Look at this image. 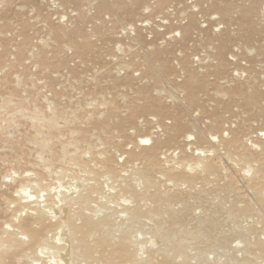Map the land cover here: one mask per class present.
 Masks as SVG:
<instances>
[{"label": "rangeland", "instance_id": "rangeland-1", "mask_svg": "<svg viewBox=\"0 0 264 264\" xmlns=\"http://www.w3.org/2000/svg\"><path fill=\"white\" fill-rule=\"evenodd\" d=\"M262 134L264 0H0V235L37 195L61 220L56 199L67 194L77 207L96 176L104 186L90 207L82 203L84 212L95 219L114 212L121 228L109 232L118 236L128 225L140 262L153 254L171 264L232 257L264 264L248 249L264 237L255 194L264 191V171L256 173L264 166ZM198 147L219 166L212 177L190 170ZM241 154L248 159L240 162ZM139 170L164 195L181 193L174 223L168 204L151 197L140 200L147 214L138 222L123 211L133 200L121 189L129 178L136 189L155 190ZM177 170L197 180H168L165 171ZM246 205L256 213L230 217V206ZM32 246L14 250L8 264L50 259L28 258Z\"/></svg>", "mask_w": 264, "mask_h": 264}, {"label": "bare ground", "instance_id": "bare-ground-1", "mask_svg": "<svg viewBox=\"0 0 264 264\" xmlns=\"http://www.w3.org/2000/svg\"><path fill=\"white\" fill-rule=\"evenodd\" d=\"M150 138L149 137H144V138H142V140L149 141ZM218 141H219V139H218ZM222 143L223 142H221V144ZM230 147H231V145H230ZM195 149H196V147H195ZM207 151L210 152L209 149ZM205 154H206L205 150L200 148V147H198L197 148V156L199 157L198 161H196L195 166H191L189 164L188 165L191 166L190 170H193L196 167H200V169L202 171H204L203 174L206 173L205 174L206 177H210L211 175L214 174V172L217 173L219 171V170L218 171L216 170V168H219V166L217 165L218 166L217 167L216 165L215 166L213 164L211 165L210 162L208 163V161H206L207 158L202 157V155H205ZM250 154H249V156H250ZM254 155H251V157L253 156V158L256 157V159H257L259 154L255 155V157H254ZM244 157H245V155L242 156V154H241V157L239 158V160H241L240 162H242V159H243V161L248 159V154L246 156V159H244ZM249 159L251 161V158H249ZM254 160L255 159H253V161ZM260 162H261L260 164L264 163L262 161H260ZM106 165H107V163H106ZM107 167L105 166V168H107ZM258 168H260L259 165H258ZM87 169L88 168L84 167L83 170H87ZM248 169H250V168H248ZM254 169H255V166H254ZM107 170H109L112 173L111 168H107ZM107 170H106V173H107L106 175L107 176L109 175V176L112 177L113 175H111L110 172H107ZM148 170H150V168ZM142 171H145V170H142ZM150 171L152 172V170H150ZM243 171H245V174H246L250 170L244 169ZM263 171H264V166H263V170L261 168L260 169L256 168L257 175H258V173L263 172ZM92 172H93V170H92ZM165 172H166L165 176L168 177L167 178L168 180L171 179V182L173 181V182L177 183L178 181L179 182L180 181H182V182L184 181V182H189V183L191 182V184H192V181L195 182V179H196L197 174H198V173L192 174L190 172V173H187L188 174L187 176H185L184 173H179L178 170L175 173L168 172V171H165ZM195 172H197V171H195ZM146 173H147V171H146ZM149 173L150 172H148L147 174L149 175ZM114 174H115V172H114ZM139 174H138L139 176L137 175V177L141 176L142 180L144 182L145 181L147 182L148 187L149 188L154 187L155 190L151 194H149L147 191L136 189V186L135 185L133 186V184H134V183H132L133 180L130 179V178L128 180H130L131 183L129 181H127L125 184L121 185L122 186L121 189L125 193H128V195H129L128 197L133 199L132 200V204H129V206L126 205L124 207V209H123V211L127 213L128 218L132 219L133 221H137L138 222L142 217L146 216L147 209L144 208L142 206V204L140 203V200L141 199H145L146 197H151L150 200L154 204H160V203H164L165 204V203H167L168 207L171 210L170 219H171V217L175 218V215H176L177 212H176L175 208L173 207V204H174L176 199L178 201L179 200L181 201V197H179L181 195V193L179 195L176 194V193H179L176 190L175 194L178 195V196L173 195L174 194L173 192L170 193V195H168V196L164 195L163 193H161V190H160V187H159V183L157 181L153 180L150 175L149 176L146 175V174L143 175V172L140 173V170H139ZM162 175L164 176V172L162 173ZM195 175H196V177H195ZM254 175H255V173L252 176L253 177L256 176L255 177V179H256L257 175H255V176ZM260 175L261 174L258 175L259 178H260ZM201 176H202V174H201ZM97 177H98V174H97ZM141 177L138 178V179H141ZM203 178H205V177H203ZM252 178H251V180H252ZM207 179L210 180V178H207ZM205 180H206V178H205ZM258 180L259 179L257 178V180L255 182L257 183ZM263 180H264V177H263ZM60 181H62V180H60ZM252 181L250 182L251 185L253 183ZM107 182H108V180H107ZM263 183H264V181H263ZM177 184H174L175 187H176ZM103 186H102V183L95 176L94 181L88 183L86 185V187L84 188V191H82L78 195L77 199L80 200V201L77 202V204H78L77 207H74L73 201L70 199V197H68L69 195L62 193L59 198L57 197L58 199H56V201H57L58 204H60V206L64 207L62 209L63 211H61V209L59 208L60 211L57 212L58 214L54 215V217H57L58 215L61 214L60 212H65V213H63V216L61 217V220H59V221H53V218L50 215L51 213H49L48 208H47V204H49L48 202L42 204V203H40L41 201L37 198L38 195H37V197H34L31 194L33 196V197L30 196L32 198V200L31 201L29 200L28 204H25L24 206L22 205L23 207H22V210H21V214H19V216L16 215V216H18V222L14 223L15 222L14 221L13 223H11L9 225V229H7V230L5 228L2 229V231H4V232H3V234L0 235V264H8V261H9V258H10V254L14 250L17 251L18 248H20V247L22 248L25 245H29V246L33 245L32 247H34V245H36L34 250L32 251L31 250L32 248H31L30 249L31 251L28 254H26L28 251H25L24 254H26V256H28V258H29V255L35 254L37 252H40V253L46 252L49 255V257H50L49 260L42 259L41 262L38 263V264H74L75 262H77V263L78 262L79 263L84 262L85 264H144L143 262H140L139 259H138V256H139L138 254L139 253H137V251L134 249L135 245L138 244V240L128 231V227H129L128 225L125 226V229L122 231V233L120 235L118 234V236H116L117 235L116 233H113V234H115V236H114L112 233L109 232V231L115 229V228L112 229V227H115V226L117 227L118 226V229L121 228V224H119L118 222L117 223L115 222L117 219H113L115 216L112 217L113 216L112 214H115L114 212L113 213L110 212V214L103 213V214H101V215H103L101 217H98L96 215V217H97L96 219L94 218L93 215H89V214H86V212H84L83 208L86 205L85 203L88 202L92 198L93 194L98 193L102 189ZM232 187H233V185H232ZM251 187L252 186H250V188ZM254 188L256 190V187H254V186H253L252 190ZM262 189H264V188H262ZM253 192H254V190H253ZM165 193L167 194V192H165ZM121 194H123V193H121ZM255 194L258 195V196L261 195L262 198L264 197L263 196L264 195V191H262V190H260V192L256 191ZM125 195H123V196L125 197ZM261 196H259V198ZM177 197H179V198H177ZM253 197H255V195ZM262 198H260L261 199L260 200V204L261 205L259 204V206H261V208L259 210L262 209V211L264 213V199H262ZM147 199H149V198H147ZM255 199H257V198H255ZM47 200H48L47 198L44 199V201H47ZM258 200H257V202H259ZM90 201H92V200H90ZM82 203H84L85 205L83 206ZM89 203H88V205L90 207ZM246 204H248V203H246ZM88 205H86V206L88 207ZM252 205H246L244 208H241V207L238 208L236 206H230L231 209H228V208L227 209L229 211L230 217H232L233 219H239V217H241V215L243 213H247V212L248 213H250V212L252 213V212H254V210L256 208L254 207L255 205L253 207H252ZM53 208L54 207H50L49 209L51 210ZM183 209H180V210L181 211L182 210L185 211L186 209L188 210L187 207L183 208ZM53 210H55V209H53ZM22 211H23V213H22ZM181 211H179V212H181ZM19 212H20V210H19ZM24 212H26V213H24ZM182 212H181L182 216L185 217L183 215L185 213H182ZM29 213H31V217H32V218L29 217L30 220L28 219V217H25V216L29 215ZM254 213H256V211ZM14 215H15V213H14ZM249 215L251 216V214H249ZM116 216H117V214H116ZM178 216H180V215H178ZM178 216H176V217H178ZM262 218L263 217H261V220H262ZM179 219H180V217L178 218V220ZM182 219H183V221L181 222L180 220H182ZM182 219H180L179 221L181 223H184L185 219L184 218H182ZM178 220L175 221L174 225H176V223H177V225L175 227L179 226L178 225ZM173 223H174V221H173ZM181 223H179V224H181ZM182 227H184V226H182ZM172 228H173V226H172ZM210 230L211 229H208L209 232H210ZM263 233H264V231H263ZM59 234H61L60 237H58ZM62 235H66V237L64 238V237H62ZM165 235L164 236L166 237V240L172 242L173 244L176 243L171 238L170 235H168V234H165ZM211 237H210V239H212ZM53 239L55 240V242L52 243V241H51L50 242L51 244H49V245L46 244V242L48 240L50 241V240H53ZM215 240H213L212 243H214V241H215V244H217L218 240L217 239H215ZM220 243L221 242H219V244ZM253 245H254L253 248H252V246L248 248L249 249V254L251 255L253 253L252 255H254V256H257L258 254H260L259 256L262 255V258H264V237H259L257 239L256 243L253 244ZM150 253H153V251H150ZM250 255H249V257H250ZM155 256L153 254H151L150 257H152V258H150L149 261L145 262V263L146 264H171L170 263L171 261L169 262L168 258H165V259H162V260H156ZM254 256H252V257H254ZM259 256H257V257H259ZM239 260L240 259L236 260V257H232V258H228L224 262H221V263L220 262H216V263L217 264H244V261L247 262V258H245V260H244V258L241 261H239ZM34 263H35V261L33 262V264ZM252 263H253V261H252ZM183 264H191V263L186 261ZM199 264H211V263L209 261H204L202 263L200 262Z\"/></svg>", "mask_w": 264, "mask_h": 264}, {"label": "snow or ice", "instance_id": "snow-or-ice-1", "mask_svg": "<svg viewBox=\"0 0 264 264\" xmlns=\"http://www.w3.org/2000/svg\"><path fill=\"white\" fill-rule=\"evenodd\" d=\"M264 135V134H262ZM213 139H216V137H213ZM143 143H149V141L145 140V141H142Z\"/></svg>", "mask_w": 264, "mask_h": 264}]
</instances>
